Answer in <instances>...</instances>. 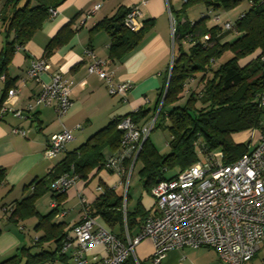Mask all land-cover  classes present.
<instances>
[{
    "label": "trees",
    "instance_id": "obj_1",
    "mask_svg": "<svg viewBox=\"0 0 264 264\" xmlns=\"http://www.w3.org/2000/svg\"><path fill=\"white\" fill-rule=\"evenodd\" d=\"M65 1L67 0L5 1L0 18L5 31H13L14 37L10 42H6L5 55L0 63V74L3 73L7 58L15 50V46H22L30 40L34 32L45 22L50 10L57 9ZM180 1L182 4L176 13H184L194 3L200 2L205 4L207 11L197 20L191 22L186 19L175 24L173 64L170 74L168 73L169 82L166 86L168 80L166 78L158 96V105L161 100L163 102L154 127L155 129L162 126L169 130L170 150L161 154L147 137L133 166L134 168L139 159L143 163L140 169L143 176L142 185L149 194L158 180L176 176H166L164 174L166 169L177 167L180 171L198 161L200 148L204 151H222L224 162H235L249 148V143L236 141L235 134L245 131L259 132L264 126V109L260 106L261 94L264 91V0H246L249 4L247 9L234 21L229 19L223 23L220 20V13L216 10H228L241 0ZM129 10L130 8L119 7L116 13L96 22L91 28L94 31L102 29L108 33L111 59H120L122 55L141 43L144 35L153 25V19L142 18L141 29H129L123 22ZM170 10L171 13L174 12L172 7ZM176 16L178 18V15ZM217 16L219 18L215 21ZM209 20L215 23L209 25L207 24ZM229 21L233 26L225 29L224 23ZM231 29L235 30L237 37L230 42H224L222 38ZM59 42L58 32L48 41L45 52L52 51ZM227 52L230 53L229 56L221 60ZM247 57L249 60L243 64V59ZM219 61L221 62L217 65ZM196 80L198 88L188 87ZM147 114V111L138 110L124 116H131L137 123ZM124 116L112 119L88 137L87 142L81 144L75 151L67 153L45 177L32 180L28 185V187L33 185L30 197L22 198L15 206H2L4 213L10 214L8 219L19 220L37 214L33 205L34 199L45 191L52 192L55 204L48 213L37 215L38 222L33 228L43 230V235L35 237L31 246H20L0 264H46L53 261L58 254L59 258H64L65 254L61 252V247L69 235L64 232L63 223H54L53 220L60 218L56 214L60 210L59 200L65 193L52 191L49 184L55 177L66 172H73L78 178L87 179L91 168H102L105 157L101 151L107 146L117 149L121 131L116 124ZM124 164L128 167L130 163L126 161ZM4 176L5 170L0 168V183ZM125 179L126 177H123V180ZM128 198L129 194L126 193L127 204L124 214L123 195L105 186L103 192L92 205H89L90 214L100 215L108 226L119 225L121 231L117 235L122 236L125 225L130 232L150 213L141 207V199H138L132 210H128ZM47 241L54 243L53 250L42 249ZM38 244L40 250L32 253L31 248ZM124 264H134L132 257Z\"/></svg>",
    "mask_w": 264,
    "mask_h": 264
},
{
    "label": "crops",
    "instance_id": "obj_2",
    "mask_svg": "<svg viewBox=\"0 0 264 264\" xmlns=\"http://www.w3.org/2000/svg\"><path fill=\"white\" fill-rule=\"evenodd\" d=\"M5 1L0 0V17ZM94 4H99V9L94 14L86 16V11L94 7ZM181 4L180 0H67L57 7L58 13L55 17L45 19L30 40L22 46H15V50L7 58L3 73L0 74V104L6 98L7 91L14 87L17 95L11 100L9 106L22 113L18 116L13 111L6 112L0 117V168L5 170L4 179L0 183V262L9 258L20 246H28L29 238L32 240V238L43 235V230L33 229L32 232L31 229L38 222L37 215H43L52 210L54 201L52 192L45 191L34 199L33 205L37 214L19 220L8 219L10 214L4 213L2 206H15L22 198L30 197L33 185L30 187L28 185L32 180L45 177L55 164L65 158L67 153L75 151L81 144L87 142L88 137L112 119L127 113H135L138 110L148 112L145 118L137 122L139 124L155 116V109L160 106L157 101L159 93L173 64L175 24L188 19L183 13H176ZM131 6H138L142 18L144 20L153 19V25L144 35L141 43L122 55L120 59H111L108 33L102 29L94 31L91 28L96 22L116 13L119 7L131 8ZM216 11L220 13L221 20V10ZM244 11L245 9L241 12ZM193 20L196 19L190 21ZM213 23L215 22L212 20L207 22L209 25ZM58 32L59 45L46 53L48 41ZM13 37V31H5L0 18V63L5 55L6 42H10ZM87 49L106 61L105 67L111 72L116 82L130 83V91L125 98L110 95L103 79L88 72L86 66L90 62V56L86 53ZM41 56L48 57L51 72L61 71L71 83L72 106L62 119L57 118L51 104L38 105L27 110V104L32 102L33 97L47 79L45 75L40 81H33L27 77L26 70L31 61ZM248 60L249 57L244 58L242 63ZM145 97H148V102L145 101ZM76 124H81V128H75ZM63 126L72 130L73 139L67 141L62 153L49 159L44 155L48 140L51 134L59 132ZM14 127L24 133H14ZM250 135V131H245L235 134L234 139L254 146L259 139V132L255 131L252 139ZM115 150L107 146L102 149L101 153L106 158L114 154ZM105 186L115 189L122 195L124 191L122 204L124 213L127 204L125 200L127 188L122 182V177L104 167L100 169L93 167L89 170L87 179L79 178L77 185L68 189L67 193L61 197L59 208L65 209L67 213L63 217L54 218L53 222L63 223L64 232L71 235V227L80 221L82 216V203H80L78 193L81 192L88 205H92ZM129 199L130 196L128 203L131 201ZM153 203L149 201L146 204L143 199L140 201L143 210L150 213L153 212ZM135 205L130 208L127 205L128 210H132ZM95 218L104 222L100 215H96ZM140 226L141 224L134 226L130 232L128 231L129 234H136ZM109 229L116 234L121 231L119 225L109 226ZM31 233L34 234L31 235ZM44 247L53 250L55 245L47 241L42 249H45ZM134 249L141 264H154L150 259L154 250L150 239H143ZM180 249L169 250L162 261L157 264H184V260L180 257ZM208 249L207 254L211 257L216 255L213 249ZM94 253L103 255L105 250L101 246H95L90 249L89 255ZM64 254L63 259L59 258L58 254L53 261L46 264H74L70 250ZM258 260L264 264L262 248L254 254L248 264H258Z\"/></svg>",
    "mask_w": 264,
    "mask_h": 264
},
{
    "label": "built area",
    "instance_id": "obj_3",
    "mask_svg": "<svg viewBox=\"0 0 264 264\" xmlns=\"http://www.w3.org/2000/svg\"><path fill=\"white\" fill-rule=\"evenodd\" d=\"M99 7V4H94L86 11V16L94 14ZM57 13L58 8L51 9L48 17L53 18ZM123 22L131 30L141 29L142 16L138 6H131ZM232 26L231 21L224 23L225 29ZM86 53L90 56L86 66L88 72L103 79L110 95L125 98L130 91V83L116 82L106 69L104 59L89 49ZM49 68L48 57H35L31 61L26 70L27 77L40 81L45 75L47 79L26 107L31 110L34 106L51 104L57 118L62 119L72 106L71 83L61 71L51 72ZM16 95L14 87L7 91L0 104V117L12 111L21 116L20 110L9 106ZM261 95L260 106L264 109V91ZM144 99L148 102V97ZM162 102L155 116L142 124L136 123L129 115L116 124L121 131L120 142L115 153L103 161L105 169L122 176L129 175L143 142L155 127ZM75 128H81V124H76ZM13 132L24 133L16 127ZM250 133L252 139L255 131ZM72 139V130L63 126L59 132L51 134L44 155L49 159L57 157L64 151L67 141ZM199 153L198 161L178 171L175 177L158 180L152 186L153 212L142 221L134 235L129 234L127 227L119 236L98 224L79 192L82 216L71 227V235L63 243L61 252L70 250L74 264H124L130 257L134 264H141L134 248L148 238L154 248L150 256L154 264L161 262L169 250L184 247L211 248L223 264H248L254 254L264 248V126L259 129L257 143L252 148L249 145L248 151L235 162H224L222 151L200 148ZM126 161L130 163L128 167L124 164ZM78 180L75 173L66 172L55 177L49 186L52 191L67 193ZM66 213L60 209L56 216L63 217ZM95 246L103 247L105 254L89 255Z\"/></svg>",
    "mask_w": 264,
    "mask_h": 264
},
{
    "label": "rangeland",
    "instance_id": "obj_4",
    "mask_svg": "<svg viewBox=\"0 0 264 264\" xmlns=\"http://www.w3.org/2000/svg\"><path fill=\"white\" fill-rule=\"evenodd\" d=\"M244 9H247V2L246 0H241L238 4L234 5L233 7L229 8L228 10H221V23H223V21L225 20H231L234 21L236 19V17L241 13V11H243ZM207 11V7L205 6V4H203L202 2L200 3H194V5H192V7H190L184 14V16H186L189 20L192 19H199L204 13H206ZM211 15V14H210ZM237 37L236 32L234 29H231L228 33H226L224 35V37L222 38L223 41H227L230 42L233 39H235ZM185 47H187V44L185 43ZM229 52L225 53V55L222 57L221 60L226 59L229 56ZM221 61H219L217 63V65H219ZM197 80L188 85V87L192 86V88L196 89L199 86L196 84ZM196 84V85H195ZM196 87H195V86ZM149 138L151 139L152 143L154 144V146L156 147V149L161 153H167L170 149H169V145H168V141L170 139V135H169V130L167 128H163L162 126H158L155 129H153L150 133H149ZM250 147L252 148L253 145H250ZM199 154V153H198ZM200 158V155H199ZM137 164L135 165V167L133 168V170L129 173V175H120L122 177V182H124V186H126L127 190L126 193L129 194L130 196V203H128V208H130L132 205H135V203L138 201V199H143V201L147 204L149 201L150 202H154V196H152V194H149L148 192H146L145 187H143L142 185V175L140 172V169L143 165V163H141V160L139 159L137 162ZM104 167V165H103ZM178 168L176 167L175 169H166L164 171V174H166V176H172V175H176L178 172ZM123 177H126L125 180H123ZM127 180V184L125 185V181ZM123 195H124V191H123ZM97 223L100 224L101 226H103L104 228H109V226H107V224L105 222H102L98 219H96ZM33 227H32V232H33ZM34 233H31V235H33ZM31 238H29L28 242L29 244H27L28 246L33 245V238L32 240H30ZM40 247V245L38 244L37 246H33L31 248V252H38L40 249L38 248ZM46 248V247H44ZM209 251L208 248L204 247V248H190V247H185L183 249H180V257L181 259L184 260V264H223L220 259L218 257H216V255H213V257H211L209 254H207L206 252ZM262 251H264V248H262ZM259 255H261L259 253ZM258 264H261L260 260H258Z\"/></svg>",
    "mask_w": 264,
    "mask_h": 264
},
{
    "label": "water",
    "instance_id": "obj_5",
    "mask_svg": "<svg viewBox=\"0 0 264 264\" xmlns=\"http://www.w3.org/2000/svg\"><path fill=\"white\" fill-rule=\"evenodd\" d=\"M170 71H171V68H170ZM170 71H169V74H170ZM168 82H169V77H168V81H167V84H168ZM167 84H166V86H167Z\"/></svg>",
    "mask_w": 264,
    "mask_h": 264
}]
</instances>
